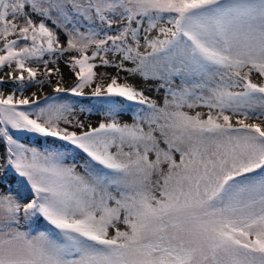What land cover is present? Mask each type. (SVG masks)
<instances>
[{
    "label": "snow or ice",
    "instance_id": "obj_1",
    "mask_svg": "<svg viewBox=\"0 0 264 264\" xmlns=\"http://www.w3.org/2000/svg\"><path fill=\"white\" fill-rule=\"evenodd\" d=\"M4 68L0 264H264V0H0Z\"/></svg>",
    "mask_w": 264,
    "mask_h": 264
},
{
    "label": "rangeland",
    "instance_id": "obj_2",
    "mask_svg": "<svg viewBox=\"0 0 264 264\" xmlns=\"http://www.w3.org/2000/svg\"><path fill=\"white\" fill-rule=\"evenodd\" d=\"M64 41H65V37L63 36V34H61V43H64ZM56 66L57 65H50V67H56ZM58 66L61 69V72L64 74V77L71 78V81L68 84L64 85V87L72 86L74 76L70 72L69 68L65 65L63 60H60L58 62ZM7 71H8L7 68L0 70V76H3ZM97 71L98 72L106 71V72L115 74V69H111V68H108V69L98 68ZM121 75L123 76L125 74L122 73ZM55 79L56 78L53 77V80ZM134 82L137 83L138 87H142L144 89L146 95L162 103L163 91L161 90L160 93H157L154 90L155 82L149 81L147 83H143L139 81L138 79ZM12 87H13L12 84L9 82V83L0 85V90L9 92L11 91ZM32 91H35V89L34 88L29 89L28 92L25 93V95L30 94ZM87 91H90V89H86V92ZM51 92H52L51 87L45 86L43 91L40 93V96L51 94ZM58 95H62V96L67 95L70 100L79 101V103L76 105V108L79 113V119L82 120L85 124L96 125L100 120L104 119V116H103V111L105 107L104 101L107 98L91 97V96L71 97L70 94H64V93H60ZM81 108L84 109V111L80 112ZM202 111L206 112L207 110L202 109ZM130 115H131L130 113L125 114L122 117L123 122H131ZM15 135L17 139H19L22 143H25L32 147L43 148L47 146V143H51V138H49L48 142L46 143L43 138H37L36 136L31 135V134L16 133ZM2 150H3L2 146H0V151ZM11 187L14 188L15 185H11ZM0 190H7V186L0 187Z\"/></svg>",
    "mask_w": 264,
    "mask_h": 264
},
{
    "label": "bare ground",
    "instance_id": "obj_3",
    "mask_svg": "<svg viewBox=\"0 0 264 264\" xmlns=\"http://www.w3.org/2000/svg\"><path fill=\"white\" fill-rule=\"evenodd\" d=\"M71 81V78L64 77L63 86L68 84Z\"/></svg>",
    "mask_w": 264,
    "mask_h": 264
}]
</instances>
